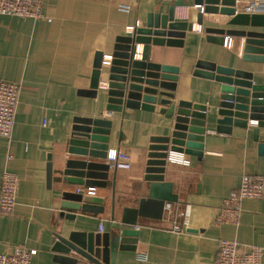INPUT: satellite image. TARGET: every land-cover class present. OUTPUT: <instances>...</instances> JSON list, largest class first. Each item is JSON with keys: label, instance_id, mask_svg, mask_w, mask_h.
I'll return each mask as SVG.
<instances>
[{"label": "crops", "instance_id": "1", "mask_svg": "<svg viewBox=\"0 0 264 264\" xmlns=\"http://www.w3.org/2000/svg\"><path fill=\"white\" fill-rule=\"evenodd\" d=\"M176 1L42 0L43 18L0 14V80L20 84L12 136L9 140L0 136V185L5 169L18 178L13 210L0 211V252L24 245L36 250L30 264H65L57 261V253L51 250L54 232L108 231L113 221H119L124 206H136L139 198L146 196L147 146L152 136H164L172 129V108L156 104L151 111L125 109L123 115L112 112L106 116L105 95L90 97L80 91L89 88L97 51L110 53L116 36L130 32L128 26L142 25L149 12H167ZM240 1L238 8L244 10L249 0ZM183 2L189 7L187 18L193 22L183 44H138V48L143 59L177 66L175 100L206 105L202 155L187 154V166L167 162L164 180L172 183L177 200L171 202L170 210L163 206L161 218L139 216L134 225L139 230L136 248L118 250L113 264H212L218 257L220 238L236 240L244 251L260 246L264 264L262 200L243 198L236 224L215 223L224 198L239 186L242 174L264 175V144L260 151L252 136L254 125L217 132L214 119L219 83L193 73L196 62L206 60L251 71L254 81L264 82V62L242 60L238 37L227 36L230 45L225 46L208 41L203 30L205 26L252 27L227 24L229 17L218 12L203 13V24L198 25L193 0ZM122 4L130 8L122 10ZM100 113L111 120L109 149L128 152L132 165L129 169L112 167L107 186L93 188V194L105 199L101 213L75 210L69 218V211L61 207L63 191L87 187L62 185L56 167L69 156L73 117ZM259 140L264 143V128H260ZM48 157L55 169L49 184ZM174 224L181 229L173 230ZM139 253L145 257L139 258Z\"/></svg>", "mask_w": 264, "mask_h": 264}, {"label": "water", "instance_id": "2", "mask_svg": "<svg viewBox=\"0 0 264 264\" xmlns=\"http://www.w3.org/2000/svg\"><path fill=\"white\" fill-rule=\"evenodd\" d=\"M198 8L195 23L203 24V13H220L229 18L227 24L250 26V29H234L205 26L206 39L222 44L224 38L238 37L243 51L242 60L264 62V13H250L241 8L240 0H193ZM187 6L177 0L167 12H149L142 25H136L128 34L118 35L110 53L97 51L94 59L89 88L81 94L106 96V110L120 112L125 109L151 111L156 104L171 107L173 126L164 136H152L147 146L145 179L149 181L146 196L140 197L136 206H124L119 221L104 232L69 230L66 234L54 232L51 250L55 259L65 264H113L118 250H134L139 230L134 225L139 216L161 218L164 203L174 202L177 195L172 192V183L165 179L169 152H184L202 155V140L205 134L207 107L201 103L175 100L177 66L153 62L136 55L138 44L181 46L186 31L193 22L175 18L177 7ZM194 74L210 78L219 83V101L216 108L215 130L231 132V127H252V136L259 140L260 128H264V82L253 80L251 71L198 60ZM102 77V83L100 79ZM164 108L160 112H164ZM74 116L68 137V157L56 167L57 179L62 185L106 187L110 167L105 157L109 150L111 120L101 116ZM255 121V124H252ZM115 169V168H113ZM53 163L48 157L47 183L52 181ZM61 207L74 217L73 211L82 210L101 213L105 199L80 190L63 191ZM114 205L111 208L113 218ZM121 224L132 225L122 228ZM73 253V254H70Z\"/></svg>", "mask_w": 264, "mask_h": 264}, {"label": "built area", "instance_id": "3", "mask_svg": "<svg viewBox=\"0 0 264 264\" xmlns=\"http://www.w3.org/2000/svg\"><path fill=\"white\" fill-rule=\"evenodd\" d=\"M42 0H0V14L15 15L34 20L45 17L41 9ZM122 10H128V4L119 6ZM195 8L202 10L201 6L194 5ZM244 10L250 13H264V0H249ZM175 16L188 19L189 7L185 6L176 10ZM138 23L135 24V26ZM135 26H128L131 30ZM223 44L230 45L227 36ZM136 55L141 57V53L136 50ZM20 84L7 80H0V136L10 139L13 132L16 106L19 98ZM111 111L106 112L110 116ZM10 155H8V158ZM167 162H173L181 166L190 163L189 157L184 152H169ZM110 167L119 169H129L132 165L131 155L126 151L113 148L109 149L105 157ZM17 175L5 169L1 175L0 185V211L9 213L13 210L17 191ZM83 191L94 193V189L89 187ZM258 198L264 202V175L261 174H242L239 186L232 190L224 198L219 212L215 218L216 224L230 223L236 224L241 211V200L243 198ZM171 202L164 203V209L170 210ZM137 227V226H135ZM99 229L103 230V225L99 224ZM172 229L175 231L181 228L174 224ZM219 253L217 259L212 264H263L261 262L262 248L251 246L249 250H241L239 244L234 239L220 238L218 241ZM36 253L35 249L24 245H15L7 252H0V264H30L32 256ZM139 258H144V254L139 253Z\"/></svg>", "mask_w": 264, "mask_h": 264}]
</instances>
